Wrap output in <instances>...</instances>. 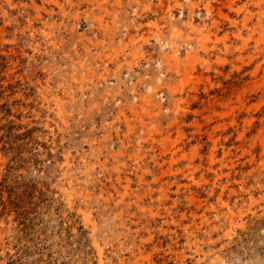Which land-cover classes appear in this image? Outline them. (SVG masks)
I'll list each match as a JSON object with an SVG mask.
<instances>
[{
    "label": "rangeland",
    "instance_id": "374dc122",
    "mask_svg": "<svg viewBox=\"0 0 264 264\" xmlns=\"http://www.w3.org/2000/svg\"><path fill=\"white\" fill-rule=\"evenodd\" d=\"M0 264H264V0H0Z\"/></svg>",
    "mask_w": 264,
    "mask_h": 264
}]
</instances>
